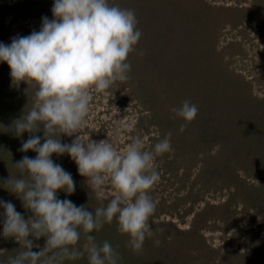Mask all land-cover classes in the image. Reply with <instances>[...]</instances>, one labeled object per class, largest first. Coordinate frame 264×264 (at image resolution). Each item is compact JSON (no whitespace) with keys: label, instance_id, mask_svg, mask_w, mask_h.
I'll return each instance as SVG.
<instances>
[{"label":"clouds","instance_id":"9594fccd","mask_svg":"<svg viewBox=\"0 0 264 264\" xmlns=\"http://www.w3.org/2000/svg\"><path fill=\"white\" fill-rule=\"evenodd\" d=\"M51 11L53 18L42 17L39 31L13 37L10 44L0 42V62L8 64L13 85L24 82L35 89L32 108L11 126L17 137L30 134L19 150L37 155H25L15 164L26 173V179L10 177L6 181L10 186L6 189L33 215L25 219L12 202L0 200L2 234L14 237L22 249L9 257L8 264H64L85 253L89 264H118L121 257L111 243L98 244L92 233L115 220L118 231L130 237L128 246L137 253L143 250L146 238L156 235L151 217L157 204L150 193L160 174L154 161L172 151V133L159 140L154 150H146L145 141L135 135H130L123 151L109 139L97 142L80 136L93 95L130 79L128 57L142 33L135 11L110 0H54ZM198 112L190 100L175 110L176 117L185 121L181 132ZM41 131L42 137L36 135ZM127 131L131 134L133 129ZM74 134L71 143L61 142L62 135ZM53 154H68L76 163L99 202L94 211L58 198L60 190L74 193L75 181L53 161ZM109 186L116 193L110 199L106 195ZM82 234L87 242L83 251L77 247ZM29 237H44V246L33 251ZM160 243L155 240L157 246Z\"/></svg>","mask_w":264,"mask_h":264},{"label":"rangeland","instance_id":"374dc122","mask_svg":"<svg viewBox=\"0 0 264 264\" xmlns=\"http://www.w3.org/2000/svg\"><path fill=\"white\" fill-rule=\"evenodd\" d=\"M146 1L115 0V3H119L121 7L138 11L136 13L138 26H143V24H140L142 22L147 25L151 18L149 26L145 29V26L143 27L150 35H156L160 31L152 20L162 24L168 14L170 17L169 27L178 28L182 26L183 22H188L190 18L188 13L183 16L180 10L181 7L187 8L184 4L186 0H155V6L159 3L157 9L162 11L151 12L150 18L148 8L151 6ZM149 1L153 9L154 0ZM206 1L213 3L214 6H236L238 8V6L248 7L249 5L247 0ZM53 3L54 0H0V42L10 44L13 37L27 36L34 30L39 31L42 26V17L53 18L51 11ZM26 6L30 7L27 12ZM139 6H143V8ZM146 6L150 7L147 8ZM180 15L183 16V22L180 20ZM227 29L229 30L230 27L225 26L223 28V39L215 46V49L218 50L217 48H220L226 41H239L237 48L240 50L235 49L234 52L229 53L230 55L223 54L221 57L220 55L216 57V59L221 60L222 65L224 64L228 70L227 74L229 76L225 75V80L230 87L227 83L223 84V87L216 85L215 92L225 89L228 91L226 96L230 97L228 99L231 103L230 111H234L235 114L236 112L239 113L243 127L249 124L254 129L253 133L251 131L248 137L244 139L252 144H250L251 148H255L253 144L260 143V141H256V137L264 141V25L257 27L254 23L243 20L240 26L233 29V31H225ZM237 31L242 32L239 35ZM142 38H145L144 34L141 35L140 40ZM182 40L181 38L178 42ZM147 48L148 45L141 46L140 43L136 45V50L129 54L128 61L137 62L144 55L143 51H146ZM153 48L157 49L156 47ZM149 51L150 49H148L147 54L150 57ZM141 52L143 55L140 54ZM165 66H170V64L166 63ZM182 71L190 78V75L186 73L188 72L187 68L185 71L182 69ZM166 72L167 70L162 65H149V60L144 66L136 63L131 65L129 76L131 77V73L139 74V78L134 79L138 91H134V95L128 86H126L127 89L115 84L104 92L107 95V100L102 99L104 98L101 96L102 93H95L85 125L80 130V136L84 139L89 137L97 142L109 139L118 151H123L130 142V135H135L145 141L146 150H154V145L159 140L164 139L167 133L174 131V123L175 125L178 121L185 123L182 118L176 117L175 114V110L182 105L184 96L182 97L179 94L184 90L181 88L182 85H172L176 82H170V78H165ZM204 75L205 73L202 76ZM157 79L159 80L155 82V85L150 84L148 86L149 90L145 89L147 84L150 83L149 80L154 81ZM131 83L133 84V80H131ZM144 90L150 91V94L144 92ZM165 90L167 92H164ZM34 91V87L29 88L24 82H21L19 87L13 85L8 64L0 62V159L3 162L13 160L18 155V150L21 147L18 141L22 140L23 143L29 138L30 134L28 132L23 133L20 137L15 136L11 126L15 120L21 118L24 113L26 114L32 108L35 103ZM138 93L144 96L147 94L146 97L150 99L154 98L155 94L159 97L162 95L164 102L159 106L156 101L157 108H154V102H151V100L145 103L138 100V97H140ZM129 95H132V97L128 98ZM207 95L209 96L208 93ZM239 101L240 103H237ZM245 102L248 110L243 112L242 105L238 106V104ZM224 105L226 106V103L216 105V107L221 106L222 108ZM205 107H201L199 111L205 110ZM7 113H11L10 116ZM197 121L196 118L193 120L192 132L189 131L183 134L185 141L171 140L172 151L155 157L154 163L160 174V180L154 186L150 195L157 204L156 211H159V214L153 215L151 221L170 222L181 231L193 228V232H189L188 238L195 241L203 240L204 246L200 250L198 247L189 248L190 250L185 254L179 252L177 258H175L176 262L180 264H264V212L258 211V208H255L254 205L247 204V201H243L239 196L244 190V186L251 185L258 188L260 182L256 178H249L244 175L239 168H237L236 173L231 169L232 173L223 171L219 167L214 168L216 164L214 154L218 152H216V147L204 151V143L200 141L202 134L195 130L197 128L195 122ZM2 122H9L10 124ZM216 122L217 119L208 120L205 128L207 132L211 127L212 129H221V127L225 129L224 124L221 125ZM188 125L190 124L188 123ZM210 125L212 126L210 127ZM129 127L133 129L131 134L127 131ZM188 128L190 129V126ZM118 129L119 131H117ZM218 134H220V131ZM36 135L42 137L43 131L36 133ZM210 135H207L205 139L210 138ZM74 138L75 134L72 137L62 135L61 142L71 143ZM1 139L8 142H2ZM41 143H43V140ZM226 144L224 137H219V147L225 148ZM255 151V149L251 151L253 157H257ZM51 158L63 168L66 167L64 163H68V171H71V175L76 180L72 198L77 201H91L98 207L99 202L88 187L86 178L79 174L78 167L71 157L68 154L61 156L53 154ZM262 162L264 164V160ZM234 175H237V179L234 178ZM19 178L25 177L19 176ZM5 187L7 188L5 182L0 184V195L4 196L3 198L8 197V189ZM191 190L196 192L197 197L190 195ZM115 194L112 187L106 188V195L109 199ZM17 199L16 210L24 215L28 211L25 208L24 210L21 209V205L18 204L22 203V200L18 197ZM205 206L211 211L208 212L207 217H196V214ZM209 206H214L215 209L213 210ZM208 208L207 211H209ZM186 209L189 211L184 213ZM0 214H2L1 210ZM161 229L166 234V231L164 232L163 228ZM158 230L160 231V229ZM0 233H3L1 225ZM156 233L157 235L154 237L148 238L149 241L145 240L143 250L137 253L138 257L144 259V262H152L153 257L156 261V253L161 245L164 246L160 243L156 247L155 240L159 238L158 231ZM115 235L120 248L124 251L127 250L129 238L120 232ZM86 243L82 234L77 247L83 251ZM44 244L45 240L42 244H34L32 250L39 251ZM164 248L160 251L161 254L158 252L159 255L164 256V258L161 257L164 261L157 264H167L168 252L177 249L173 245L164 246ZM4 253L8 255V253L0 250L2 256L0 264H8L9 258ZM82 260H70L67 263L64 262V264H77Z\"/></svg>","mask_w":264,"mask_h":264},{"label":"trees","instance_id":"16d2710c","mask_svg":"<svg viewBox=\"0 0 264 264\" xmlns=\"http://www.w3.org/2000/svg\"><path fill=\"white\" fill-rule=\"evenodd\" d=\"M153 1V0H152ZM157 1V0H156ZM187 1V2H186ZM185 5L187 6L186 11L183 7L180 8L181 13L189 14L190 18L188 19V22H183L182 18L183 16L180 15L182 26L178 28L169 27L170 17L167 14V16L164 19V23L160 24L156 20H152L154 25H157L158 29H160L159 32L156 33V35H150L145 31L144 29L149 26L151 22V12H160L161 9H157V6L159 7V3L155 6V0L153 1V9L152 4H150V1L147 0L146 3L151 6H146L148 8V15L150 18V21L147 25L144 24V22L140 23L142 25H137V28L141 31L142 34H144L145 38L140 40L138 44L140 43L142 45H148V48L144 52V55L137 61V62H130L131 65L134 63L139 64L140 66H144L146 62L149 60V65H162L163 68L167 70L165 73V78H170V82H176L172 85L174 86H181L184 90L181 95L184 100H190L192 103L196 104L198 106V109L201 107H205V110L199 111L200 114L196 117L198 120L195 122L197 124V128L195 130L199 131V134H202L200 137V141H203L204 143V151H208L209 149L216 147V154H214L216 164L215 167L221 168L223 171H228L232 173L231 170L237 171V168H239L244 175H247L248 177L256 178L260 182V186L258 188L247 185L244 186V190L239 194L241 199L244 201L246 200L247 204L254 205V207L258 208L257 210L260 212H264V141L260 138L256 137V141L258 142L257 145L253 144V147L251 148V145L246 142L244 138L248 137V135L253 133L254 129L252 125L243 127L241 125V118L238 112L236 114L234 111H230L231 109V103L228 99L230 97L226 96V92H228L225 88V90L221 91L219 90L217 93L216 85H222L229 83L225 80V75L229 76L227 74L226 66L221 63V60L216 59L218 55L220 57L223 54L230 55L229 53L234 52L235 49L238 51L240 50L238 47V42H232V41H226L224 44L221 45L220 48L215 49V46L218 45V43L223 39V28L225 26L230 27V29L225 31H233V29H236L240 26V23L243 20L250 21L257 25V27H262L264 25V0H247L249 3L248 7H239L236 6H214V4L209 3L206 0H186ZM115 2V0H110V3ZM137 6V5H136ZM140 8H143V6H139ZM30 7L26 6V12L29 11ZM170 8V7H168ZM135 13H138V11H135ZM180 13V14H181ZM169 17V18H168ZM159 20V19H158ZM168 24V25H167ZM145 26V27H144ZM144 27V29H143ZM240 35L242 31H237ZM183 39L181 42H178L179 39ZM137 44V45H138ZM156 47L157 49L153 48ZM152 48V49H151ZM148 49H150L151 56L149 57L147 52ZM154 54V56H153ZM132 61V60H131ZM166 63H169L170 66H165ZM188 69V72H186L189 76H187L185 73H183L182 69L185 71V69ZM205 73L204 76H202ZM155 77V76H153ZM139 74L137 73H131V77L127 82L120 83L117 82V85H120L119 87H126L128 86L131 90V93H135L138 91L137 83L134 81V79H138ZM156 78V77H155ZM186 78V79H184ZM131 80H133V84L131 83ZM157 80H149L150 83L147 84V88L149 90V85L153 84L155 85V82ZM208 80H210L208 82ZM142 81V80H141ZM222 81L220 84H216L218 82ZM207 83V85H206ZM132 88H131V87ZM230 87V85H229ZM127 88V87H126ZM128 89V88H127ZM165 89V88H164ZM144 90V92H147L150 94V91ZM135 91V92H134ZM164 92H167L165 90ZM163 92V93H164ZM173 93V92H172ZM209 94V96L207 95ZM140 97H138L140 101L154 102L153 107L157 108L156 101L158 102L159 106L164 102V98L161 95L160 97L155 94V100L153 101V97L147 98V94L144 96L141 93H138ZM165 94V93H164ZM188 96H186V95ZM135 95V94H134ZM128 98H131L132 95L127 96ZM141 98V99H140ZM217 100H219L217 102ZM221 101V102H220ZM227 101V102H226ZM250 102V100H249ZM223 103H226V106L224 105L222 108L221 106L216 105H223ZM237 103H240L237 102ZM172 105H174L172 103ZM242 105L243 112L247 111V104L241 103L238 104V106ZM245 105V106H244ZM245 110V111H244ZM223 111V113H222ZM152 112V111H151ZM198 112V113H199ZM202 112V113H201ZM8 115L11 113H7ZM235 114V115H234ZM10 116V115H9ZM239 117V118H238ZM237 118V119H236ZM207 119V120H206ZM209 119H217L216 123H220L221 125L224 124L225 129L221 127V129L213 128L212 125H210V129L207 130L206 123ZM155 121V120H154ZM233 121V123H232ZM5 124H10L9 122H2ZM181 124H184L183 122H176V125L174 123V131L172 132L171 140H181L185 141L183 139L185 136L183 135L186 132H192V127L194 126L193 121L189 123L190 129L188 126L185 128L183 132L180 131ZM255 124V123H254ZM233 128H234V134H233ZM220 131V134L218 132ZM211 134V135H210ZM207 135H210V138L205 139ZM234 135V136H233ZM236 136V138H235ZM9 137V136H8ZM219 137H224L225 142L227 143L225 145V148L219 147ZM2 142H5L4 139H1ZM8 142V141H6ZM5 142V143H6ZM19 145L22 147V140L18 141ZM20 147V148H21ZM255 149V154L257 157H253L251 155V151ZM18 155L13 158V160H10L9 162H3L0 159V184L6 183V181L11 178H19L25 177L27 178L26 173H22L19 168L15 165L17 161L21 160L24 155H28L30 158H35L37 153H35L32 150H28L27 152H21L18 150ZM59 164V163H57ZM240 164V165H237ZM237 165V167H235ZM64 166H66L64 169L71 173V171H68V163H64ZM234 168V169H233ZM231 169V170H230ZM214 170V169H213ZM229 173V174H230ZM228 174V175H229ZM74 181L75 178L72 176ZM234 178L237 179V175H234ZM234 183V182H232ZM7 188L10 187L8 184H6ZM246 187V188H245ZM6 188V187H5ZM8 197L3 198L4 196L0 195V200L3 201H10L12 202L15 207L16 203L18 201L17 196L14 193H11L9 190L7 192ZM194 195H193V194ZM190 195L193 197H197V194L195 191H190ZM192 197V198H193ZM58 198L63 199H69L71 200L76 206H85L86 210L88 211H94L96 208V204H93L91 201H77L72 198V194H67L64 191L60 190L58 191ZM22 202V201H21ZM21 205V209L24 210L23 202L18 204ZM213 210L215 209L214 206H209ZM208 207L205 206L198 214H196V217H202L206 218L208 212H211L210 209L207 211ZM1 213L0 214V225L3 227V212L4 209L0 208ZM18 211V210H17ZM27 213H25L23 216L25 219H28L29 216L32 214L30 210L27 209ZM189 211L186 209L184 211ZM159 211H156L154 215H158ZM206 216V217H205ZM151 227L153 230L157 229L159 233V239L161 241V244L164 246L173 245L177 249L173 252H168L167 255V264H180L176 262V258L179 254V252L186 253L191 248H198L199 250L204 246L203 240H190L188 238L189 232H193V228L187 231H181L174 227V225L170 222H155L152 220ZM195 226V225H194ZM163 228V231H166V234H164L162 231H159L158 229ZM118 234V224L114 220L111 224L105 223L104 226L99 230L95 231L92 234L96 237V242L98 244H102L105 240L109 241L113 248L120 254L121 259L119 260L118 264H157L162 261V258L164 256L159 255L158 252L162 251V249H165L164 246L161 245L159 251L157 254V260L155 261L153 258L151 259L152 262H144V259H141L138 257L137 252H133L129 246H127V250H123L120 248V244H118L116 240V235ZM162 234V235H161ZM157 235V233H156ZM126 237L130 239V237L125 234ZM29 239H33L34 244H42L45 240L44 237H41L39 240H35L32 237H29ZM147 241H149L148 238H146ZM192 244H191V243ZM159 246V245H158ZM157 247V245H156ZM190 248V249H189ZM0 250L3 252L8 253L5 254L8 258L14 257L17 255L21 249V245L14 237H4L3 234L0 233ZM34 251V250H33ZM121 251V252H120ZM161 254V252H160ZM176 257V258H175ZM0 258L2 256L0 255ZM83 259L81 262H77V264H89V261L87 259V254L85 256L78 258ZM70 260H65L64 262L67 263ZM164 261V259H163ZM162 261V262H163Z\"/></svg>","mask_w":264,"mask_h":264},{"label":"built area","instance_id":"2783aa9c","mask_svg":"<svg viewBox=\"0 0 264 264\" xmlns=\"http://www.w3.org/2000/svg\"><path fill=\"white\" fill-rule=\"evenodd\" d=\"M30 1H31V0H30ZM32 1H38V0H32ZM102 94H103V95H102ZM102 94H101V96L104 97V98H102V99H103V100H107V99H106V96H107V95H106L104 92H103ZM91 107H92V106H91ZM115 108H116V107H115Z\"/></svg>","mask_w":264,"mask_h":264}]
</instances>
